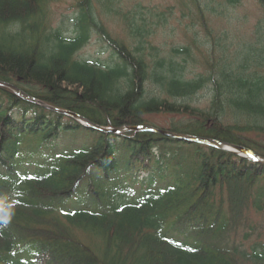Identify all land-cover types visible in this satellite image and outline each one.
<instances>
[{"label": "trees", "instance_id": "obj_1", "mask_svg": "<svg viewBox=\"0 0 264 264\" xmlns=\"http://www.w3.org/2000/svg\"><path fill=\"white\" fill-rule=\"evenodd\" d=\"M54 1L0 0V82L101 127L162 114L170 132L264 158V43L236 61L207 51L205 72L187 78L191 47L151 45L164 12L150 22L113 11L120 0H74L68 34L51 25ZM188 3L204 27L207 12ZM101 15L119 17L120 37ZM92 32L111 64L78 55ZM253 216L264 218V165L155 134L97 132L0 87V264H264Z\"/></svg>", "mask_w": 264, "mask_h": 264}, {"label": "rangeland", "instance_id": "obj_2", "mask_svg": "<svg viewBox=\"0 0 264 264\" xmlns=\"http://www.w3.org/2000/svg\"><path fill=\"white\" fill-rule=\"evenodd\" d=\"M200 8L207 12L202 0H198ZM208 6L213 7L215 15L208 16L205 13L204 27L200 21V14L191 6L189 0H120L112 7L113 10L125 15L134 9L147 15L150 22L165 13L164 25L156 28V33L150 38L151 45L170 53L171 49L191 47V59L187 60V78L195 77L198 73H204L206 69V52L211 51L210 56L217 59L222 53L236 61L240 53H245L252 45L261 40L264 43V14L258 4V0H240L234 7L221 5L220 0H208ZM77 3V0H75ZM207 3V2H206ZM74 0H56L50 4L51 25L64 24V32L73 34L74 19L76 17ZM97 10H99V7ZM219 17V18H217ZM102 25L107 28L113 37H120V21L116 15H101ZM209 33V35H206ZM107 43L96 34H91L89 41L80 51L84 59L99 61L109 65L111 52ZM214 51V52H213ZM264 52V51H263ZM171 55V54H170ZM181 62V57L175 58ZM148 93L159 95L157 89L150 85ZM202 95V94H198ZM205 97V96H204ZM205 100V98H204ZM168 116L158 114L147 117L149 124L167 128ZM254 221L263 223L262 237L264 239V218L253 216Z\"/></svg>", "mask_w": 264, "mask_h": 264}, {"label": "water", "instance_id": "obj_3", "mask_svg": "<svg viewBox=\"0 0 264 264\" xmlns=\"http://www.w3.org/2000/svg\"><path fill=\"white\" fill-rule=\"evenodd\" d=\"M0 86L9 88L10 90L16 92L17 94H19L20 96H22L26 100H31L29 97H27L26 95H24L23 93H21L19 90L15 89L12 86H9V85L3 84V83H0ZM57 112L60 113V114H64V115L70 116V117H74L75 119L81 120V121H83L86 124L88 123L87 121L83 120L82 118H78L76 115H74L72 113L61 112V111H57ZM90 127H92L93 129H96V130L108 132L107 130L101 129V128L93 126V125H91ZM136 130L155 132V133H158L160 135L167 136L169 138H173L175 140L192 142V143H199V144L211 146V147L222 149V150L234 153V154L243 155V156L247 157L248 159H250L252 161L261 162L260 160H258V158H257V156L255 154H253L252 152H250V151H248V150H246L244 148H241V147L227 146V145H225L223 143L215 142V141H212V140H207V139H202V138H194V137H190V136L177 135V134H172V133L163 132V131H155L153 129H148V128H136ZM112 132L115 133L116 131L115 132L112 131Z\"/></svg>", "mask_w": 264, "mask_h": 264}]
</instances>
